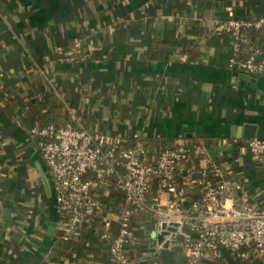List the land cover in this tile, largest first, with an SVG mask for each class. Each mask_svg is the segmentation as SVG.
I'll return each mask as SVG.
<instances>
[{
    "label": "crops",
    "instance_id": "crops-1",
    "mask_svg": "<svg viewBox=\"0 0 264 264\" xmlns=\"http://www.w3.org/2000/svg\"><path fill=\"white\" fill-rule=\"evenodd\" d=\"M230 7L241 17L264 16V0H0V95L54 93L77 124L75 112L88 110L95 131L138 134L150 149L161 137L199 140L207 146L202 168L233 171L264 206V166L239 142L245 123H264V76L229 67L231 38L215 27ZM256 43L264 57V41ZM189 191L184 210L201 195ZM163 192L153 204L169 210ZM117 204L60 243L52 176L24 126L0 110V264H113L102 232ZM145 215L147 234L159 217ZM151 243L139 264H188L183 238ZM199 264H264V257L243 260L222 249Z\"/></svg>",
    "mask_w": 264,
    "mask_h": 264
},
{
    "label": "built area",
    "instance_id": "built-area-1",
    "mask_svg": "<svg viewBox=\"0 0 264 264\" xmlns=\"http://www.w3.org/2000/svg\"><path fill=\"white\" fill-rule=\"evenodd\" d=\"M215 29L231 38L230 68L264 76L260 49L253 47L246 52L249 32L264 31V16L241 17L230 7L226 19ZM31 134L37 139V148L52 176L59 212L65 215L59 227L64 240L77 237L86 225H95L99 214L110 206L99 195H108L115 188L124 195L114 215L118 231L110 237L113 217L105 215L102 232L103 239L110 243L109 257L113 264H130L127 257L132 243L130 227L137 210L159 217L158 227L162 222L178 223L176 234L177 238H183L188 249V264H199L210 252L219 257L222 249L243 260L252 254L264 257V206L253 200L247 185L227 178L218 165L210 167L217 181L189 176L186 185L180 184L183 163L192 153L206 156V144L166 149L156 162L147 163L143 144L137 142L126 147L125 138L119 134L88 131L72 124L37 125ZM246 147L257 165L264 166V139L247 140ZM206 169L203 168L204 175ZM154 176L159 180L160 190L170 196L166 205L169 210L149 201ZM194 187L201 189V195L184 210L183 202ZM194 215H202V219L196 220Z\"/></svg>",
    "mask_w": 264,
    "mask_h": 264
},
{
    "label": "trees",
    "instance_id": "trees-1",
    "mask_svg": "<svg viewBox=\"0 0 264 264\" xmlns=\"http://www.w3.org/2000/svg\"><path fill=\"white\" fill-rule=\"evenodd\" d=\"M250 43L248 44V49L246 52H249L253 47H258L263 53L262 45L256 43V39L260 38L261 42L264 41V31H251L249 32ZM75 46V45H74ZM0 110L8 116H14L21 125L24 126L25 130L28 132L29 136L31 137L32 143L37 146V139L31 134V130L34 126H42L47 124H55V125H66L72 124L77 128H84L88 131H95L96 126V118L89 114L88 110L83 111V109H79L75 112L76 116H81L83 120V126L76 123L75 115L73 116L68 107L65 105L63 100L58 97L54 93H47L45 97L39 99H32L31 94L26 98H22L19 95H15L11 98H5L0 95ZM93 128V129H92ZM145 141V142H144ZM147 139H143L141 137H129L125 138V146L131 147L135 145V143L140 142L146 148L147 155H146V162L147 163H154L157 161L161 152L166 149H178L181 146H194L200 145L201 142L185 140L183 143L178 142V140H173L169 138H156L154 141V146L151 149L146 144ZM239 142L246 143L245 140L240 139ZM203 155L192 153L189 159L183 163L182 168L179 171V182L181 185H186L185 179L189 176L196 177L201 179L203 177L213 178L217 181V177H215L214 172L211 168L206 169V174L202 173L203 168L201 166V161L203 159ZM182 170V172H181ZM225 175L229 179H233L235 173L232 172H225ZM239 176V175H237ZM235 181H239L242 184L244 180L233 179ZM246 185V184H245ZM160 189L159 180L156 176L152 177L151 179V189L149 192V201L151 199V203H155L153 200L154 195ZM192 189V188H191ZM201 190V189H200ZM190 192V191H188ZM103 198V202L108 203L112 206L114 202L120 203L117 204V208L113 209L114 213L117 212L118 207H120L124 201V195L121 191L112 188L108 195H99ZM188 196V194H187ZM199 197V196H198ZM195 197V198H198ZM115 200V201H114ZM193 200V199H192ZM114 201V202H113ZM112 208V207H111ZM147 212L144 211H135L133 215V221L130 227V239L132 243L129 245L127 251V257L131 264H139L142 262L144 258V251L149 248L151 240L149 239V235L146 234V224L145 219ZM136 215V217H135ZM65 215L60 213V220L59 225L63 222ZM135 217V218H134ZM98 219H96L97 223ZM118 223L117 218L112 220V227L109 229L110 237L113 238L116 235L117 231L115 230L114 223ZM118 226V224H117ZM74 238L69 240H64L61 236L59 237V241L66 242L69 244L73 241Z\"/></svg>",
    "mask_w": 264,
    "mask_h": 264
},
{
    "label": "water",
    "instance_id": "water-1",
    "mask_svg": "<svg viewBox=\"0 0 264 264\" xmlns=\"http://www.w3.org/2000/svg\"><path fill=\"white\" fill-rule=\"evenodd\" d=\"M236 132L237 127H234L231 134L235 137ZM239 135V137L244 140H250L252 138L264 139V123L247 122L240 128ZM177 227V222H162L161 226L156 227L153 231H148L147 234H149L152 238V248H155L160 244L164 247H168L170 243L177 242Z\"/></svg>",
    "mask_w": 264,
    "mask_h": 264
},
{
    "label": "rangeland",
    "instance_id": "rangeland-1",
    "mask_svg": "<svg viewBox=\"0 0 264 264\" xmlns=\"http://www.w3.org/2000/svg\"><path fill=\"white\" fill-rule=\"evenodd\" d=\"M168 198V194L166 192L162 193V200L165 201Z\"/></svg>",
    "mask_w": 264,
    "mask_h": 264
}]
</instances>
